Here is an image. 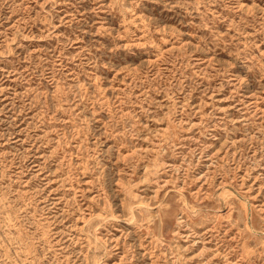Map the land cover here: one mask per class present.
<instances>
[{"label": "rangeland", "instance_id": "374dc122", "mask_svg": "<svg viewBox=\"0 0 264 264\" xmlns=\"http://www.w3.org/2000/svg\"><path fill=\"white\" fill-rule=\"evenodd\" d=\"M0 264H264V0H0Z\"/></svg>", "mask_w": 264, "mask_h": 264}]
</instances>
